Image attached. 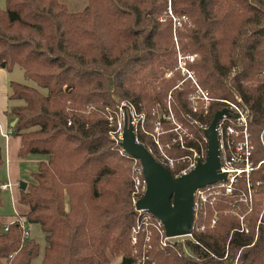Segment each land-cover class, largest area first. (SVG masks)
Segmentation results:
<instances>
[{"label": "trees", "instance_id": "16d2710c", "mask_svg": "<svg viewBox=\"0 0 264 264\" xmlns=\"http://www.w3.org/2000/svg\"><path fill=\"white\" fill-rule=\"evenodd\" d=\"M176 36L182 51L196 55L188 66L211 98L207 108L192 79L175 69ZM15 66L39 86L11 80L5 113L17 119L18 156H47L19 199L28 206L25 221L46 233L42 264H234L237 256L240 264H264V213L257 231L261 210L246 200L243 178L231 194H208L193 237L163 244L160 221L133 205V164L140 161L110 135V117L116 123L125 102L126 111L147 116L150 134L138 128L139 142L151 150L158 133L171 154L184 153L173 140L176 126L154 121L171 95L175 124L192 132L187 146L206 148L204 126L221 99L238 95L250 111L253 160H263L264 0H88L77 12L59 0H6L0 68ZM4 164L0 144V169ZM252 180L264 193V164ZM241 217L250 233L237 230ZM24 229L0 220V264H31L38 255Z\"/></svg>", "mask_w": 264, "mask_h": 264}, {"label": "built area", "instance_id": "2783aa9c", "mask_svg": "<svg viewBox=\"0 0 264 264\" xmlns=\"http://www.w3.org/2000/svg\"><path fill=\"white\" fill-rule=\"evenodd\" d=\"M194 58H195L194 55H187L184 57L181 56L179 59V65L176 70L179 71L184 77L193 80V82L196 85L195 96L196 98H199L201 101H203L205 103V107L207 108V105L210 102L211 98L208 92L204 91L199 86L193 71L191 70V68L188 67V63L193 62ZM221 101L223 102V107L221 109L227 108L228 114H224L217 125V133H218V139L220 145V161H221L220 172H225L227 174V178L225 180H220L216 183L207 185L204 188H198L195 191V201H194L195 215L201 203L207 199V196L210 192L223 190L226 194H231L235 190L236 185L239 182L240 178L244 179L247 188V192H245L246 200H248L251 204L254 205L261 204L260 210L262 211V209L264 208V193H260L258 187L254 185V182L252 180V174L256 169L260 168L264 164V159L256 163L253 160L254 144L252 142L251 134L248 129L250 111L248 110V108H246L241 97H239L238 95L235 97V99H221ZM196 110L197 108L195 107L194 111ZM134 112L136 113L135 110ZM129 114L131 117V122L134 124L135 130L137 131L135 125V118L132 114V110H130ZM158 124L159 123H157V125ZM180 135L181 134L179 131V136L174 138L173 140H175L176 142L178 141L179 146L182 145L183 147L191 150V152H194V155L193 156L188 154L183 155L182 163L178 165L177 161L173 157L164 153V156L168 162L166 163L167 166L166 165L165 166L171 172L173 170L174 172H172V174L176 177L187 174L194 167H196V165L200 161H205L207 158V151L205 150L206 148L204 147V145H201L200 149H197L195 147H189L187 146L186 138L185 137L183 138V136ZM5 137H7V134H5ZM262 138L264 141V133ZM133 181H134L133 200L136 203V201L140 197H142L143 194L145 193L147 186L141 164H135ZM260 184L261 181L258 180L256 185L258 186ZM1 187L2 189H11L10 188L11 183L4 182L1 185ZM262 215L263 213L260 215V218L257 221V225H258L256 226L257 231L259 230V224L261 223ZM213 223H215V220H213ZM194 227L195 224L193 223L192 229ZM7 229L8 227L4 228L5 231ZM251 229H252L251 224L245 219V217H241L240 226L239 228H237V230H240L244 233H250ZM163 234H164L163 244H166V242L168 241L177 242V239L182 237L184 238L193 237L192 230L191 233L186 236L168 237L165 235V230ZM28 236H29V231L27 229H24V238H27ZM228 255H229V251L227 250L224 257L227 258ZM234 264H240L239 256L235 258Z\"/></svg>", "mask_w": 264, "mask_h": 264}, {"label": "water", "instance_id": "95a60500", "mask_svg": "<svg viewBox=\"0 0 264 264\" xmlns=\"http://www.w3.org/2000/svg\"><path fill=\"white\" fill-rule=\"evenodd\" d=\"M224 114H228L227 108L217 111L204 129L207 140L206 160L200 161L187 174L176 177L155 158L148 147L139 142L131 117L125 113L120 144L128 155L140 161L147 184L145 193L136 201L135 208L153 214L163 225L168 237L189 235L195 219V191L227 178L225 172H220L217 133V125ZM16 121L14 119L12 126ZM26 184L21 181L20 188L26 189Z\"/></svg>", "mask_w": 264, "mask_h": 264}, {"label": "rangeland", "instance_id": "374dc122", "mask_svg": "<svg viewBox=\"0 0 264 264\" xmlns=\"http://www.w3.org/2000/svg\"><path fill=\"white\" fill-rule=\"evenodd\" d=\"M5 7H6V0H0V9H4ZM169 12H171V10ZM174 21L176 22V25L180 24V21L176 17H174ZM174 40L176 42V50H177V53H176V66L177 67L179 65V59L181 56L184 57L187 55H194L196 58L195 54H189L188 52L182 51L180 49L179 39L177 38V36L174 37ZM177 67L175 69H177ZM22 72H23V69L20 66H17V68L14 69L13 77L19 82L39 88L37 83H35L33 80L27 79L23 75ZM172 74H173L172 72H169L166 76L169 77ZM182 81L183 80H180L179 83L175 86V88L178 87L182 83ZM171 100H172V97L171 95H169L168 101H167V107L166 108L162 107V108L155 110V114H156V119L154 120L155 123L156 124L159 123V125H161L164 121L172 123V125L176 126L174 128V131L178 134V136H179V131H180V134L183 136V138L185 137V138L191 139L192 132L188 131L187 128L182 127L180 124H179L180 126L178 124H175L176 118H175V113L172 108L173 101ZM126 105L127 104L124 102L119 108V111L117 112L116 123H114L112 117H110V126H111L110 135H111V138L114 139L116 142L121 141L122 139V131L124 128V116H125V113L128 116H130L129 114L130 110H132V114L135 118L136 129L138 130L139 128L144 133L148 135L150 134V130L147 126V116L145 114H141V115L136 114L132 107H130L126 111V109L123 108ZM206 126L208 127V125H205L204 128ZM9 127H10L9 132L11 134L8 133L9 136L7 138L0 134V144L2 145V148L4 151V157H5V164L0 169V180L2 183L4 182L11 183V187H10L11 189H3L2 191V205L0 206V220L3 222V224H6V225L13 221H20L21 224H24V228L29 231V236L27 238H33L39 244V247H40L38 255L32 259L31 264H42L44 249H45V246L47 245L46 233L41 229L39 224L28 223L25 221V213L28 211V206L22 204L19 201V199L21 197V192L23 191L20 188V182L25 181L27 183L26 189H24V190H27L29 183L33 181L30 173L37 170L39 162L41 160L47 159V156L43 154H32V155L27 156L26 158L19 157L18 150H19V147L21 146V140L19 137H16L12 134V127L11 126ZM151 135H152V141L154 142V146H152L151 150L155 151V153L159 156V159L163 164L168 163L167 159L164 156V153L173 157L177 161L178 165L182 163L183 155L185 154H188L191 156L194 155V152H191V150L183 147L182 145L180 146V151H185L184 153L178 152V151L174 152L172 150L173 154H171V152H169V150L172 149L171 143H164L158 133H152ZM204 141L206 142L205 150L207 151V141L205 139V136H204ZM174 142L176 141L174 140ZM135 163L137 162L134 161L133 165H135ZM133 205L135 207L134 200H133ZM255 206H257V208L260 210L261 204H258ZM262 213H264V208L262 209L261 213L259 211L258 220ZM147 219L149 218H145V220ZM155 224L158 225V223H155ZM27 238L25 239L27 240ZM179 240L181 241V243H183L182 241H184L185 238L184 237L178 238L177 241ZM134 241L135 239L133 238V242ZM120 260H121V256H111V261L113 263H117ZM6 261L7 260L4 259L5 264H7Z\"/></svg>", "mask_w": 264, "mask_h": 264}, {"label": "crops", "instance_id": "0c3cea01", "mask_svg": "<svg viewBox=\"0 0 264 264\" xmlns=\"http://www.w3.org/2000/svg\"><path fill=\"white\" fill-rule=\"evenodd\" d=\"M60 2L64 3L68 9L71 12H77L80 11L82 8H84L87 4L88 0H59ZM17 66H15L13 69L8 70L6 68H0V134L5 137V134H7V137L9 134H11L10 127L12 126V122L14 119L10 118L6 115L5 111L8 108L9 105V92H10V81H18L13 76L14 69H16ZM24 75V72H22ZM11 122V123H10ZM6 137V138H7Z\"/></svg>", "mask_w": 264, "mask_h": 264}]
</instances>
